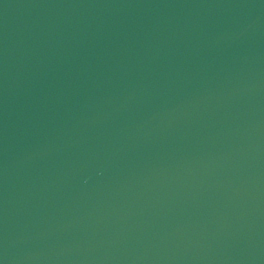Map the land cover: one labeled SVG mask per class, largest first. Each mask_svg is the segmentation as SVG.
<instances>
[{
    "label": "water",
    "instance_id": "water-1",
    "mask_svg": "<svg viewBox=\"0 0 264 264\" xmlns=\"http://www.w3.org/2000/svg\"><path fill=\"white\" fill-rule=\"evenodd\" d=\"M0 264H264V0H0Z\"/></svg>",
    "mask_w": 264,
    "mask_h": 264
}]
</instances>
